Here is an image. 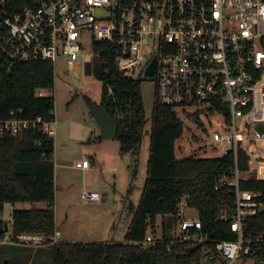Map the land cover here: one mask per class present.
I'll return each mask as SVG.
<instances>
[{
	"label": "built area",
	"instance_id": "2783aa9c",
	"mask_svg": "<svg viewBox=\"0 0 264 264\" xmlns=\"http://www.w3.org/2000/svg\"><path fill=\"white\" fill-rule=\"evenodd\" d=\"M87 35L91 45L94 40L113 43L119 70L131 78H141L154 59L151 80L159 104L191 120L200 113L209 123L216 116L223 119V133L205 139L220 143L222 155H234L231 174L220 175L214 189L225 187L232 195L231 209L223 208L218 219L235 238L215 241L214 250L207 248L205 254L220 264L247 258L262 263L264 227L259 234L245 229L246 220L258 215L264 226V203L242 190L240 181L251 175L264 180L259 174L264 169V0H0V69L16 61L55 64L58 56L73 68L81 54L92 56V49L83 52ZM256 106L260 116L248 117ZM36 128L52 136L55 120L24 119L14 111L0 119V135ZM238 150L248 157L245 171L237 167ZM210 153L200 149L193 155ZM88 165L87 158L75 163L77 168ZM84 197L96 201L100 194L89 191ZM187 197H181L173 215H160L153 225L148 221L137 244L145 250L177 242L203 247L210 239L199 217L186 215L185 208H193ZM169 216L167 227L162 220ZM58 235L19 233L11 243L37 247L56 242Z\"/></svg>",
	"mask_w": 264,
	"mask_h": 264
},
{
	"label": "trees",
	"instance_id": "16d2710c",
	"mask_svg": "<svg viewBox=\"0 0 264 264\" xmlns=\"http://www.w3.org/2000/svg\"><path fill=\"white\" fill-rule=\"evenodd\" d=\"M91 49V71L102 82L98 105L119 119L115 139L120 152H134L141 142L145 125L141 78H131L119 70L113 43L94 40ZM53 86L54 68L50 61H16L8 69H0V119L7 118L11 111L24 119L38 116L54 119L53 98L43 93L38 95V91ZM248 117H253V112ZM182 129L183 121L177 114L154 100L146 178L137 205L129 206L131 219L124 241L51 243L48 240L47 244L53 247V264H200L203 249L214 250L215 241L235 238L228 224L218 219L223 208L231 209L232 195L225 187L214 189L220 175L231 174L235 165L234 155H190L178 159L175 143L182 135ZM53 154V137L37 128L17 135L7 131L0 135V213L5 203L13 205L29 201L46 204L33 209L13 208L9 221L12 237L19 233L49 237L56 231ZM236 164L239 171L248 169V157L244 151L238 150ZM240 188L251 191L264 203V180L251 175L240 181ZM183 195L188 196L187 204L197 211L203 231L210 240L192 252L187 251L189 245L186 243H158L147 250L137 244L144 239L148 221L153 225L157 216L173 215ZM162 222L164 226H170L171 216L163 218ZM4 224L7 225L0 218V227ZM263 227L262 215L246 220L247 233L259 234ZM22 246L25 245L17 247L23 250ZM261 258L260 264H264V244ZM4 263L6 261L0 260V264Z\"/></svg>",
	"mask_w": 264,
	"mask_h": 264
},
{
	"label": "rangeland",
	"instance_id": "374dc122",
	"mask_svg": "<svg viewBox=\"0 0 264 264\" xmlns=\"http://www.w3.org/2000/svg\"><path fill=\"white\" fill-rule=\"evenodd\" d=\"M86 38L87 45L83 52L90 51L92 48L89 36L87 35ZM91 58V56L86 57L81 54L75 66L68 68L65 59L58 56L56 63L53 64L54 86L41 91L45 96H51L54 100L55 129L52 134L53 162L56 169L54 209L58 225L67 226L65 234L69 233L70 240L81 242L83 239H89V242H103L111 239L118 242L123 241L124 237L118 228L116 234L111 235L112 224L115 222L118 226L120 221L123 222L129 213V206L137 205L144 187L149 158L154 83L151 79H141L140 93L145 116L142 139L136 151L122 153L123 158L118 163V171L114 174L108 170L109 163L102 156L109 152L112 154V146H107V143L99 146L95 143L102 138L99 136V126L89 105L90 103L99 104L102 82L92 74ZM262 83H264V78L260 84ZM260 113V107L256 106L253 116H260ZM176 114L183 121L182 135L175 143L176 158L181 159L197 154L200 149L208 153L214 152L210 153L211 157L222 155L220 143L205 139L213 132L223 133L225 126L220 116L210 118L211 123H209L201 113L194 114L193 120L186 118L181 110H177ZM114 142L119 149L118 141ZM250 150H254L252 145ZM95 151H100L98 155L103 159L102 163L98 164L94 158L95 164L90 166V170L83 172L82 176V171L75 167V162L84 157L89 160L90 157H94ZM64 165L71 166L64 167ZM260 166H264V163ZM259 174L264 178V169H261ZM89 191L98 192L101 199L91 202L83 198L82 193ZM70 202H73L75 206L68 209ZM45 206L44 202L29 201L13 205L4 204L0 213V218L8 225V230L1 237L4 242L0 243V260L6 261L4 264H53L52 245L22 246L24 249L20 250L17 246L21 245L11 243L12 230L9 221L12 209H33ZM185 213L191 217L197 215L195 208L187 207ZM66 215H68V221H66ZM203 254L200 264H220L210 260L205 254V249H203ZM239 264H255V261L247 258Z\"/></svg>",
	"mask_w": 264,
	"mask_h": 264
},
{
	"label": "crops",
	"instance_id": "0c3cea01",
	"mask_svg": "<svg viewBox=\"0 0 264 264\" xmlns=\"http://www.w3.org/2000/svg\"><path fill=\"white\" fill-rule=\"evenodd\" d=\"M100 139V138H99ZM109 139H111V138H102V139H100V140H98V142H95V143H97L96 145H99V146H101V145H103V144H105V143H107V146H112V154L109 152L108 154H106V155H102L103 157H105L104 158V160H107L108 161V163H109V166H108V170H110V171H112V172H114V174H116V172L118 171V163L120 162V160L123 158V154L120 152V150L116 147V144H115V140H109ZM109 141V142H108ZM110 141H113V142H110ZM118 145H119V143H118ZM106 147V146H105ZM107 148V147H106ZM106 150V149H105ZM102 151V150H101ZM98 152H100V151H98ZM98 152H94V157H90L89 158V165H88V167L87 168H77L76 166V168L77 169H80L81 171H82V176H83V172H87L88 170H90L91 168H90V166L91 165H94L95 164V159H96V162L98 163V164H101L102 163V160L103 159H101V157H99V155H98ZM128 153V152H127ZM85 158V157H84ZM95 158V159H94ZM83 158H81V159H78L76 162H78V161H80V160H82ZM75 162V163H76ZM71 165H64V167H70ZM54 168H55V166H54ZM95 168V167H94ZM55 176H56V169H55ZM116 176V175H115ZM84 186V185H83ZM98 186V185H97ZM83 189H84V187H83ZM82 195H83V198H85L84 197V192L82 193ZM85 199H88V198H85ZM100 199H101V197H100ZM99 199V200H100ZM89 200V199H88ZM102 200L104 201L105 200V197L104 198H102ZM89 201H91V202H94V200H89ZM96 201H98V200H96ZM72 206H75L74 205V203L73 202H70V204H68V209L70 208V207H72ZM55 208V207H54ZM54 212H55V209H54ZM67 214V213H66ZM67 216L68 215H66V221H68L67 220ZM159 218V216H157V219ZM130 219H131V214H130V212L127 214V216H126V218L125 219H123V222L122 221H120V225H116V223L114 222L113 224H112V231L110 232L111 233V235L112 234H116V229L118 228V229H120V231L122 232V234H123V237L125 236V233H126V229H127V226H128V224H129V221H130ZM63 223H65V221H63ZM66 224V223H65ZM55 227H56V231L57 232H59V237H57V241H59V240H61V241H68V240H70L69 238L70 237H68V236H70L69 235V233L67 232L66 234H65V228L67 227L66 225H64V227H63V225H58V223H57V220H56V214H55ZM61 236V237H60ZM106 241H113V240H106ZM124 241V240H123ZM123 241H118V242H123ZM68 242H77V241H74V240H70V241H68ZM81 242H89V239H83V240H81ZM113 242H117V241H113Z\"/></svg>",
	"mask_w": 264,
	"mask_h": 264
},
{
	"label": "water",
	"instance_id": "95a60500",
	"mask_svg": "<svg viewBox=\"0 0 264 264\" xmlns=\"http://www.w3.org/2000/svg\"><path fill=\"white\" fill-rule=\"evenodd\" d=\"M154 75V59L150 62L147 69L142 73L141 79H151ZM90 111L94 116L98 126H99V136L100 138H111L114 139L116 137L118 122L119 119L117 116H110L106 110L95 103H90L89 105ZM8 230L6 224L3 227H0V234H3ZM201 244H195L193 246H189L187 248L188 252H192L198 249Z\"/></svg>",
	"mask_w": 264,
	"mask_h": 264
},
{
	"label": "bare ground",
	"instance_id": "6f19581e",
	"mask_svg": "<svg viewBox=\"0 0 264 264\" xmlns=\"http://www.w3.org/2000/svg\"><path fill=\"white\" fill-rule=\"evenodd\" d=\"M241 134L243 135V134H244V132H243V131H241Z\"/></svg>",
	"mask_w": 264,
	"mask_h": 264
}]
</instances>
